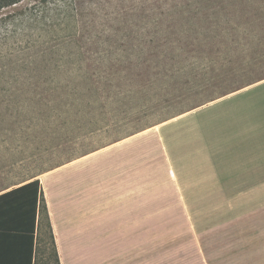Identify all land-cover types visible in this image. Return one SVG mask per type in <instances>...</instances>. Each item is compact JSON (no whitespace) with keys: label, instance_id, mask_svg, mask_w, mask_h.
Returning a JSON list of instances; mask_svg holds the SVG:
<instances>
[{"label":"rangeland","instance_id":"1","mask_svg":"<svg viewBox=\"0 0 264 264\" xmlns=\"http://www.w3.org/2000/svg\"><path fill=\"white\" fill-rule=\"evenodd\" d=\"M34 2L0 10V190L264 78V0H71L39 22ZM255 186L160 210L159 264H264Z\"/></svg>","mask_w":264,"mask_h":264},{"label":"crops","instance_id":"2","mask_svg":"<svg viewBox=\"0 0 264 264\" xmlns=\"http://www.w3.org/2000/svg\"><path fill=\"white\" fill-rule=\"evenodd\" d=\"M263 179L264 78L0 190V264H41L43 214L59 264H159L160 210Z\"/></svg>","mask_w":264,"mask_h":264},{"label":"trees","instance_id":"3","mask_svg":"<svg viewBox=\"0 0 264 264\" xmlns=\"http://www.w3.org/2000/svg\"><path fill=\"white\" fill-rule=\"evenodd\" d=\"M21 1L22 0H0V10L4 8H9L11 6H15ZM70 3H71V0H35L34 4H32V7L29 8L28 17H32L35 22H39V21H42L43 19L45 20V17H47V15L49 14L51 10H56L58 11V13L64 12L66 10L65 8H67L70 5ZM16 16L17 15L10 14V16L6 18L8 19L10 18L13 20L16 18ZM25 16L27 17V15ZM1 20H4V18ZM53 24L54 23L51 22V23L44 24V25L52 27ZM2 25H4V21ZM41 206L42 208L40 210L45 211V205L42 204ZM46 225H47V229L49 233L50 244L53 247L54 263L59 264L58 257H57L55 247H54L53 235H52V231L50 229V224L48 220L46 222Z\"/></svg>","mask_w":264,"mask_h":264}]
</instances>
